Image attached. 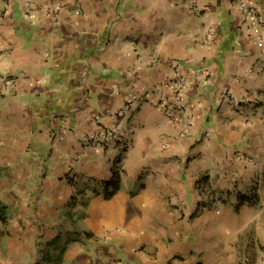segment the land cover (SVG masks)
<instances>
[{
	"label": "crops",
	"instance_id": "obj_1",
	"mask_svg": "<svg viewBox=\"0 0 264 264\" xmlns=\"http://www.w3.org/2000/svg\"><path fill=\"white\" fill-rule=\"evenodd\" d=\"M0 73V264L264 257V45L238 0H0ZM131 97L123 140L84 149Z\"/></svg>",
	"mask_w": 264,
	"mask_h": 264
},
{
	"label": "built area",
	"instance_id": "obj_2",
	"mask_svg": "<svg viewBox=\"0 0 264 264\" xmlns=\"http://www.w3.org/2000/svg\"><path fill=\"white\" fill-rule=\"evenodd\" d=\"M238 4L242 13V21L245 27L248 30H252L257 33L258 41L264 45V14L261 11V7L258 3L253 0H238ZM192 7L197 9V3H192ZM216 32L215 26L212 24L210 28L211 36ZM201 72H195L193 76L186 78L183 77L181 79V84L178 88L175 84H171L173 88H175V103H177L179 109H182L184 112H187L185 103L180 100L179 94L184 89V85L186 82L191 80L192 78H198ZM14 82V79L8 75L0 73V95L6 94L10 91L11 86ZM189 83V82H188ZM162 85H158L157 89L160 90ZM225 96L230 95L228 91L225 92ZM142 99H145L144 97ZM135 99L128 98L122 103L118 108L108 114L111 123L102 124L98 123V127L91 130L87 134L83 135L80 139L81 145L84 149L89 148H107L112 144L119 143L123 140V126L122 121L132 114L134 110ZM169 100L161 96L159 100V104L161 106L167 105ZM97 120L101 121V116L96 115ZM258 264H264V257L259 259Z\"/></svg>",
	"mask_w": 264,
	"mask_h": 264
},
{
	"label": "trees",
	"instance_id": "obj_3",
	"mask_svg": "<svg viewBox=\"0 0 264 264\" xmlns=\"http://www.w3.org/2000/svg\"><path fill=\"white\" fill-rule=\"evenodd\" d=\"M263 177H264V175H263ZM109 185V183L107 182V186ZM109 195H110V193H108ZM244 200H248V201H250L251 203H255V202H257V192H256V189L255 190H253V193H251V194H248V195H246V194H243L242 196H241V202H243ZM240 202V203H241ZM2 215V212H1V214H0V216Z\"/></svg>",
	"mask_w": 264,
	"mask_h": 264
},
{
	"label": "rangeland",
	"instance_id": "obj_4",
	"mask_svg": "<svg viewBox=\"0 0 264 264\" xmlns=\"http://www.w3.org/2000/svg\"><path fill=\"white\" fill-rule=\"evenodd\" d=\"M262 186L264 187L263 181H262ZM253 192H251V189H249V194H251Z\"/></svg>",
	"mask_w": 264,
	"mask_h": 264
}]
</instances>
